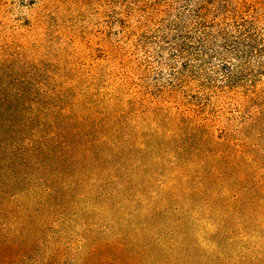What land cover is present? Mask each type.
I'll return each mask as SVG.
<instances>
[{
    "label": "rangeland",
    "instance_id": "obj_1",
    "mask_svg": "<svg viewBox=\"0 0 264 264\" xmlns=\"http://www.w3.org/2000/svg\"><path fill=\"white\" fill-rule=\"evenodd\" d=\"M235 1L0 0V111L45 145L0 143V264H264V46L228 45Z\"/></svg>",
    "mask_w": 264,
    "mask_h": 264
},
{
    "label": "trees",
    "instance_id": "obj_2",
    "mask_svg": "<svg viewBox=\"0 0 264 264\" xmlns=\"http://www.w3.org/2000/svg\"><path fill=\"white\" fill-rule=\"evenodd\" d=\"M231 9H232L231 14L227 13V15L231 16V18L233 17L234 20L231 26L233 27V30L238 34V36L231 39V43L228 44L231 46V49L235 51H240V48L245 42H247L248 45L242 49L244 50V52L246 50H251V48H254V44L255 45L262 44V46H264V37L259 39L261 40V43H258L260 41L256 40V38H254V36L252 35L253 29L256 26L254 25V19H251V22L245 23L243 25L242 22H246V21L241 16H251L255 18L257 22L260 21L262 17L257 16L254 13V10L251 9L250 6H248L244 0H236ZM237 17H239L242 21H237V19L235 20V18ZM2 92L3 90L2 88H0V102L5 101L4 96H2L1 94ZM5 114L10 116L11 111ZM5 114L0 111V124L4 125L3 128L5 129L4 131L0 130V143L4 142L9 145L7 148V152L10 154V156L17 157L18 153H20L21 156L30 157V155H35L37 153L36 150L44 148L45 146L44 143L40 142L36 145L35 142H32L31 144H29L28 142L26 143L23 150L19 149V146L22 145L21 138L22 137L24 138L23 133L25 132L26 124L25 123L18 125L11 124V122H9V119ZM2 125H0V127ZM199 127L202 128V126L200 125L196 127V130Z\"/></svg>",
    "mask_w": 264,
    "mask_h": 264
}]
</instances>
